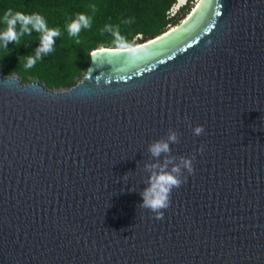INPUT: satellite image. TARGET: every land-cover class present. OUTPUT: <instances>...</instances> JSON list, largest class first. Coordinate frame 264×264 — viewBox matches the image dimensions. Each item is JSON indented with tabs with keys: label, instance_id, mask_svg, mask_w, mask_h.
I'll return each mask as SVG.
<instances>
[{
	"label": "water",
	"instance_id": "95a60500",
	"mask_svg": "<svg viewBox=\"0 0 264 264\" xmlns=\"http://www.w3.org/2000/svg\"><path fill=\"white\" fill-rule=\"evenodd\" d=\"M133 47L69 89L0 70V264H264V0H198ZM169 129L194 171L156 219Z\"/></svg>",
	"mask_w": 264,
	"mask_h": 264
},
{
	"label": "trees",
	"instance_id": "16d2710c",
	"mask_svg": "<svg viewBox=\"0 0 264 264\" xmlns=\"http://www.w3.org/2000/svg\"><path fill=\"white\" fill-rule=\"evenodd\" d=\"M191 0L170 15L177 0H0V17L11 7L13 10L41 13L49 27H58L61 35L56 39L54 52L42 57L32 69L23 67L25 56L34 55L39 34L23 37L21 44H9V51L0 48V70L6 76L16 75L27 84L37 80L52 90L69 89L84 76L90 62V53L99 47H114L110 33L102 32L105 24H120L121 34L132 45L153 38L178 24L193 7ZM90 4L96 5L93 12ZM78 12L92 17L91 28L82 29L79 39L68 36L66 22ZM124 19L133 23L125 25ZM4 25L0 23V30Z\"/></svg>",
	"mask_w": 264,
	"mask_h": 264
},
{
	"label": "clouds",
	"instance_id": "9594fccd",
	"mask_svg": "<svg viewBox=\"0 0 264 264\" xmlns=\"http://www.w3.org/2000/svg\"><path fill=\"white\" fill-rule=\"evenodd\" d=\"M89 7L93 12L96 11V5L90 4ZM0 23L4 25L0 30V48L5 50V54L9 51V44L15 43L17 46L21 44L23 37H31L33 30L39 34V44L34 50V55L24 57L26 61L23 65L25 69H32L37 61L42 57L54 52L56 39L61 35L58 27H49L45 17L39 12L26 14L23 11L7 8ZM93 23L92 17L84 12H78L74 18L66 22V30L69 37L76 38L75 43L80 44L79 39L82 29L91 28ZM121 23L128 25L133 23L132 19H124ZM102 32L110 33L113 37V45L117 51H122L130 55H134L138 50L129 43L125 36L121 34L120 24H105ZM91 55V54H90ZM205 132L203 125H196L193 128L194 135H201ZM179 138L176 130L169 129L166 139H158L148 146V151L155 158L165 155L163 163H154L145 165L146 171L150 172L147 186L141 191L142 203L140 207L149 209L154 213L156 219H163V209H167L171 202V193L174 188H179L186 177L182 176V171L187 170L191 174L193 169L194 157L170 155V143H178ZM199 151H203L201 145Z\"/></svg>",
	"mask_w": 264,
	"mask_h": 264
},
{
	"label": "rangeland",
	"instance_id": "374dc122",
	"mask_svg": "<svg viewBox=\"0 0 264 264\" xmlns=\"http://www.w3.org/2000/svg\"><path fill=\"white\" fill-rule=\"evenodd\" d=\"M187 1H188V0H184V1L180 2V1L177 0L176 4L173 5V7L170 9V15L174 14V13L177 11V9H178L180 6H182V5H184L185 3H187ZM197 1H198V0H191V1H190V3H192V5H193L192 8H194V6H195V4L197 3ZM192 8H191V10H192ZM191 10H190V11H191Z\"/></svg>",
	"mask_w": 264,
	"mask_h": 264
},
{
	"label": "bare ground",
	"instance_id": "6f19581e",
	"mask_svg": "<svg viewBox=\"0 0 264 264\" xmlns=\"http://www.w3.org/2000/svg\"><path fill=\"white\" fill-rule=\"evenodd\" d=\"M178 1L182 2V1H184V0H178Z\"/></svg>",
	"mask_w": 264,
	"mask_h": 264
}]
</instances>
